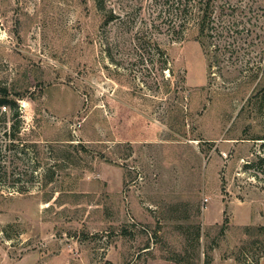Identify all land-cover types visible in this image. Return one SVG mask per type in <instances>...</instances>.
Here are the masks:
<instances>
[{"label": "rangeland", "instance_id": "rangeland-1", "mask_svg": "<svg viewBox=\"0 0 264 264\" xmlns=\"http://www.w3.org/2000/svg\"><path fill=\"white\" fill-rule=\"evenodd\" d=\"M102 1L118 19L0 0V89L37 174L0 191V264H264V0H215L205 49L155 0Z\"/></svg>", "mask_w": 264, "mask_h": 264}, {"label": "trees", "instance_id": "trees-1", "mask_svg": "<svg viewBox=\"0 0 264 264\" xmlns=\"http://www.w3.org/2000/svg\"><path fill=\"white\" fill-rule=\"evenodd\" d=\"M214 3L215 0H155V4L162 7L160 12L167 13L161 23L168 25L167 29L172 33L175 42L183 41L188 31L192 29L196 34L195 40L202 49L207 47L206 39L215 30L212 25ZM94 4L103 18V23L107 24L118 19V16H115L111 10L105 12L102 0H94ZM15 97L10 98L5 88L0 89V132L2 133L0 135V191L24 194L35 186L34 180L37 174L34 170L28 172L29 167L26 164L16 162L18 159L21 160L20 157L27 160L29 147L32 149L34 146L21 138L20 114L18 106L15 104L16 99L20 100L21 96ZM252 97H249L247 101H252ZM6 109L11 112L10 120H7ZM256 159L258 164L262 165L264 155L256 154ZM34 164L38 166V164ZM26 175L28 178L23 180V176ZM29 183H31L30 186ZM45 185L46 182H43L42 188Z\"/></svg>", "mask_w": 264, "mask_h": 264}, {"label": "crops", "instance_id": "crops-1", "mask_svg": "<svg viewBox=\"0 0 264 264\" xmlns=\"http://www.w3.org/2000/svg\"><path fill=\"white\" fill-rule=\"evenodd\" d=\"M207 202H208V200H207ZM63 254H60L59 256H56V258H66L65 256H62ZM27 258H44V257H41L39 254L38 255H36V256H34V255H32V256H28ZM153 263H156V262H153ZM157 263H159V264H163L161 261H157ZM148 264H151V262H149Z\"/></svg>", "mask_w": 264, "mask_h": 264}, {"label": "built area", "instance_id": "built-area-1", "mask_svg": "<svg viewBox=\"0 0 264 264\" xmlns=\"http://www.w3.org/2000/svg\"><path fill=\"white\" fill-rule=\"evenodd\" d=\"M204 202H207V200H206V199H204Z\"/></svg>", "mask_w": 264, "mask_h": 264}]
</instances>
